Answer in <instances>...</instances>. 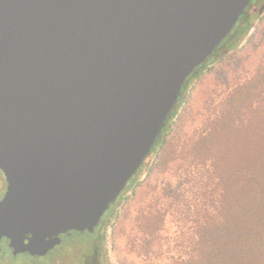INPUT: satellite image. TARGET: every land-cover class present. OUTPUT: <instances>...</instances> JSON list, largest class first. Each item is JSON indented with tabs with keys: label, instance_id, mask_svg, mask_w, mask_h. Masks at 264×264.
Returning a JSON list of instances; mask_svg holds the SVG:
<instances>
[{
	"label": "water",
	"instance_id": "obj_1",
	"mask_svg": "<svg viewBox=\"0 0 264 264\" xmlns=\"http://www.w3.org/2000/svg\"><path fill=\"white\" fill-rule=\"evenodd\" d=\"M254 0H0V248L93 232Z\"/></svg>",
	"mask_w": 264,
	"mask_h": 264
},
{
	"label": "trees",
	"instance_id": "obj_2",
	"mask_svg": "<svg viewBox=\"0 0 264 264\" xmlns=\"http://www.w3.org/2000/svg\"><path fill=\"white\" fill-rule=\"evenodd\" d=\"M247 10L221 47L231 41L236 46L249 31ZM261 20L264 24V16ZM263 47L264 39L257 37L242 51L237 49L233 57L222 55L214 71L208 65L215 61L204 70L196 69L152 151L151 157L163 159L170 121L187 98L190 102L186 97L189 88L198 92V99H204L228 85L219 109L194 137L193 157L187 156L193 166L203 170L202 200L195 204L190 224L178 236L180 253L174 264H264V61L249 76L234 78L232 86L230 82L234 71L250 63ZM209 101L214 103L213 98ZM167 212L156 204L135 226L146 241L145 253H151L162 239Z\"/></svg>",
	"mask_w": 264,
	"mask_h": 264
},
{
	"label": "rangeland",
	"instance_id": "obj_3",
	"mask_svg": "<svg viewBox=\"0 0 264 264\" xmlns=\"http://www.w3.org/2000/svg\"><path fill=\"white\" fill-rule=\"evenodd\" d=\"M248 8L245 17L249 21V31L236 46L233 47L235 43L231 41L226 46L220 45L217 48V52L208 64L215 62L207 64L212 71L216 63L220 62L222 55L225 57L236 55L237 49L242 51L244 46L257 37L264 39V24H261V18L264 16V0H254ZM262 61H264V47L262 50L259 48V52L250 63L241 65L234 71L230 81L231 86L235 82L234 78L236 80L249 76ZM206 66L201 69L204 70ZM225 84L224 82L223 85ZM227 86L218 88L219 90L217 89L210 96L206 94L204 99L197 98L198 92L192 89L193 87L188 89L186 97L190 98V102L187 98L178 107L176 115L170 121L169 144L163 159L151 157L138 175L136 182L124 192L116 207L108 212L104 219L102 218L105 236L102 247L108 258L107 264H174L180 253L178 236L190 224L189 217L196 208L195 204L202 200L199 187H201L200 179H203L201 178L203 170H199L200 167L195 164L193 166L188 157H193L195 135L203 129L211 113L219 109ZM211 98H213V104L209 101ZM2 195L0 191V200ZM156 204L168 210L166 224L160 233L162 239L157 241L151 248L152 252L147 254L145 253L146 241L141 239V233L135 229V226L143 221L149 210ZM115 209L117 212L114 211ZM71 233L77 235L76 231ZM63 247L65 245L51 250L44 263L34 260L36 262L34 264H76L74 260L76 248L63 255L61 252ZM183 250L187 252L188 247ZM25 257L30 256L26 253L21 254L17 260L23 262L26 260Z\"/></svg>",
	"mask_w": 264,
	"mask_h": 264
},
{
	"label": "flooded vegetation",
	"instance_id": "obj_4",
	"mask_svg": "<svg viewBox=\"0 0 264 264\" xmlns=\"http://www.w3.org/2000/svg\"><path fill=\"white\" fill-rule=\"evenodd\" d=\"M216 52L217 51H215L214 54ZM214 54L211 57H209L205 61V63H203L198 68L201 69L202 67L206 66L208 64V62L213 58ZM186 84L188 85L189 83L186 82ZM186 84L184 86V89L186 87ZM151 154L147 157V159L145 160V162L143 163V165L141 166V168L139 169L137 174L129 181L126 188H128V186H130V184L137 179L140 170H142L144 168V166L146 165L148 160L151 158ZM1 172L2 171H0V191H2V194L4 195V193L7 189L8 183H7V180H6L4 173L3 172L1 173ZM3 195H2V197H3ZM121 197H122V194L118 197L117 201L110 207V209L105 213L103 218L106 216V214L108 212L112 211L116 207V205L120 201ZM102 221L103 220L101 219L99 225L96 227V229L93 232H91V231H85V232L76 231L77 235H74V233H71V232L66 233V234H62L61 235V242L56 247L58 248L62 245H65V247H63L61 249V252L63 255L67 254L70 251H73L74 248H76V253H74V257H75L74 260H75L76 264H107L108 258L106 256V253H105L103 247H102L104 237H105L104 236V226L102 224ZM68 238H70V239H68ZM21 254H25V253L14 254L12 249L8 246V240L4 239L3 242L1 243V248H0V264H26V263H30V262H32L33 264L36 262L44 263L45 258L48 257V254L45 256H33L30 253H26V254H29L30 257L29 258L25 257L26 260L22 262V260H19V261L17 260V258ZM31 259H33V260H31Z\"/></svg>",
	"mask_w": 264,
	"mask_h": 264
}]
</instances>
